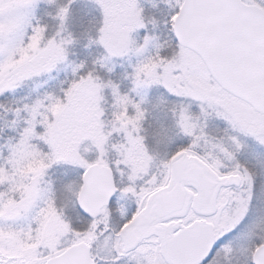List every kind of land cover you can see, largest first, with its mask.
Here are the masks:
<instances>
[{"label": "snow or ice", "instance_id": "obj_1", "mask_svg": "<svg viewBox=\"0 0 264 264\" xmlns=\"http://www.w3.org/2000/svg\"><path fill=\"white\" fill-rule=\"evenodd\" d=\"M0 264H264V0H0Z\"/></svg>", "mask_w": 264, "mask_h": 264}]
</instances>
